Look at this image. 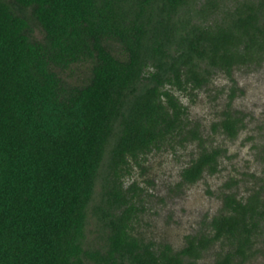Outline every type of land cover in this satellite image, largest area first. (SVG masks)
<instances>
[{"label": "trees", "instance_id": "obj_1", "mask_svg": "<svg viewBox=\"0 0 264 264\" xmlns=\"http://www.w3.org/2000/svg\"><path fill=\"white\" fill-rule=\"evenodd\" d=\"M80 63L87 82L66 86L59 73ZM262 63L264 0H0V264H202L215 243L213 264H245L264 179L244 200L225 182L218 213L177 251L134 235L144 189L123 179L189 142L176 191L216 173L224 149L205 147L173 92ZM235 92L211 125L229 140L244 128Z\"/></svg>", "mask_w": 264, "mask_h": 264}, {"label": "rangeland", "instance_id": "obj_2", "mask_svg": "<svg viewBox=\"0 0 264 264\" xmlns=\"http://www.w3.org/2000/svg\"><path fill=\"white\" fill-rule=\"evenodd\" d=\"M33 37L40 40L42 33L36 29ZM112 49L115 55L122 57L117 46ZM89 69V63L74 64L59 76L66 86H79L90 77ZM231 78L233 81L222 72L215 71L209 84L191 96L173 92L186 108L188 120L199 125L205 147L224 149V154L218 158L216 173L210 175L205 172L196 183L176 191L180 171L198 154L197 143L189 142L183 147L176 146L174 150L151 151L141 160V166H133L131 176L123 179L124 187L136 180L144 189L140 203L143 212L138 214L133 224V233L146 242L155 246L168 244L174 251L180 250L186 236L203 231V222H209L218 213L225 182L231 181L230 192L244 200L260 184V179H264V63L258 67L236 68ZM231 89L236 92L230 111L242 117L244 123V128L234 140L211 130L212 123L226 109ZM221 250L220 244L215 243L199 262L213 264ZM223 250L226 251L227 247ZM254 250L256 255L245 264H264V232L257 238Z\"/></svg>", "mask_w": 264, "mask_h": 264}]
</instances>
